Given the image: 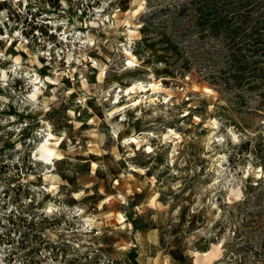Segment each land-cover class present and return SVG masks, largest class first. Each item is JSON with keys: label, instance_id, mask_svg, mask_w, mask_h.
I'll return each instance as SVG.
<instances>
[{"label": "rangeland", "instance_id": "obj_1", "mask_svg": "<svg viewBox=\"0 0 264 264\" xmlns=\"http://www.w3.org/2000/svg\"><path fill=\"white\" fill-rule=\"evenodd\" d=\"M181 1L0 0V264H264V100Z\"/></svg>", "mask_w": 264, "mask_h": 264}, {"label": "trees", "instance_id": "obj_2", "mask_svg": "<svg viewBox=\"0 0 264 264\" xmlns=\"http://www.w3.org/2000/svg\"><path fill=\"white\" fill-rule=\"evenodd\" d=\"M175 11L174 34L203 56L208 85L238 106L243 91L264 100V0H182Z\"/></svg>", "mask_w": 264, "mask_h": 264}, {"label": "bare ground", "instance_id": "obj_3", "mask_svg": "<svg viewBox=\"0 0 264 264\" xmlns=\"http://www.w3.org/2000/svg\"><path fill=\"white\" fill-rule=\"evenodd\" d=\"M36 94H37V92L35 93L34 96H32L33 99L35 98ZM50 140H52V135L47 134L46 138L44 140V144H43L42 149H41V153H42L43 157L50 159V160H54L56 158L55 154H54V150L48 147ZM58 141L59 140L57 139L56 142H58Z\"/></svg>", "mask_w": 264, "mask_h": 264}, {"label": "built area", "instance_id": "obj_4", "mask_svg": "<svg viewBox=\"0 0 264 264\" xmlns=\"http://www.w3.org/2000/svg\"><path fill=\"white\" fill-rule=\"evenodd\" d=\"M48 34H49V30H48ZM48 34H47V35H48ZM45 53H46V54L44 55V57L46 56L47 58L50 59L51 57H50V55H49V52H45Z\"/></svg>", "mask_w": 264, "mask_h": 264}]
</instances>
